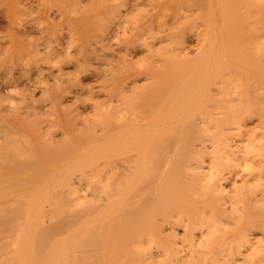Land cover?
I'll return each instance as SVG.
<instances>
[{
    "label": "bare ground",
    "instance_id": "6f19581e",
    "mask_svg": "<svg viewBox=\"0 0 264 264\" xmlns=\"http://www.w3.org/2000/svg\"><path fill=\"white\" fill-rule=\"evenodd\" d=\"M199 1L151 39L119 23L121 70L95 88L76 78L107 45L23 42L1 81L0 264H264V0ZM181 19L201 29L194 74ZM70 94L95 100L79 130Z\"/></svg>",
    "mask_w": 264,
    "mask_h": 264
},
{
    "label": "rangeland",
    "instance_id": "374dc122",
    "mask_svg": "<svg viewBox=\"0 0 264 264\" xmlns=\"http://www.w3.org/2000/svg\"><path fill=\"white\" fill-rule=\"evenodd\" d=\"M135 1L136 0H134V2ZM193 1L194 0H144V1L141 0L142 3L136 8V6H133L134 5L133 0L132 1L131 0H0V82L1 81L3 82L4 78L9 77V76H6V74L12 75L11 73L13 72L17 76L19 75L21 77L24 72L22 69H25L26 66L23 63H19V61L20 62L22 61L20 59L22 58V56H24L23 58H25V56L29 54L28 50L30 49V48H27L25 44L28 43L29 45V43L31 44L32 42H35V40H38V39L42 40L43 36H48L50 34V35H54V37L57 38L58 40H61L67 44L72 45V54H74L78 58L80 56L79 54H77L78 51L81 52L80 54L82 55V51L80 50L82 45L85 48H91L92 46L90 45L95 40L96 41L92 45H96V42H98L99 47L102 43L107 45L106 50H104L105 54H103L104 52L103 50L99 49V52H98L100 54L99 58H90L89 60L83 62L86 65L87 69L84 72L78 71L80 72L79 77L76 75L78 74L76 73L77 70L75 71L76 69L75 62L78 60V58L75 60L76 58L75 57L74 58L75 61L72 58V61L68 62V64L66 63L65 65V68L67 70H70L71 72L75 71L73 72L74 73L73 76L74 77L77 76L78 78L76 77L75 78L81 84H84L87 87L92 86L95 88L96 85L98 86L99 84H101V81L103 80L106 82L108 81L107 75H110V72L115 70V68L111 65L112 63H115L116 65H118V63L119 65L123 64V63H120L122 59L121 61L119 60L120 62L118 63L116 60H114V56H115L114 53H116L115 59L117 58L120 59L119 56L117 57L118 55L116 51L117 49H114V48L118 46L122 47L127 39V37H125V35L127 36V34L124 31L122 33V31L119 32L120 30L118 31L115 29V28L118 29L119 23L120 24L122 23L124 25L127 24V26L137 25L139 26L137 36H145L151 39V32H155L156 30L158 31L159 29H157V27L158 26L160 27V24L163 25L165 22L172 23L175 20V17L177 15L179 14L182 15L180 12L185 11L186 5H188L189 3H192L191 5L193 7L195 3L197 4L200 2L198 0L199 2L195 1V3L193 4ZM131 2L133 3L132 4L133 8H130ZM186 8H188V6ZM194 8H196V5L194 6ZM7 12H9V16H7L8 15ZM182 20L184 19H181L180 21ZM177 24H181L182 26V29L177 28V30H181V32L185 33L186 46L188 48L187 50H189L188 56H189L190 62L192 63V70L188 63H184L185 64L184 69L188 72H190L191 70V73L194 74L193 70H195L198 67L197 44H198L199 36H200V35L198 36V33L200 32L201 29L199 28L197 23H193V25L188 26L185 20L182 21L181 23H179V20H178ZM154 25L156 28L153 27ZM20 28L22 29L20 30ZM111 28H114V30ZM18 30L19 32L23 31L22 33H19L20 38L17 32ZM106 30L108 32H106ZM110 30H113L112 31L113 34L110 32ZM13 31L18 34V38L20 39L19 41H17V39L13 41L14 40L13 35L10 34V33H13ZM101 31L109 33V35L110 34L111 35L109 36L108 34L105 33V35H108V36H105L103 35L104 34L103 33L102 36H100ZM118 33H121V34H118ZM9 34L12 35V39ZM98 34L100 37L98 36ZM7 37H9L10 39H8ZM102 37L104 39H102ZM96 38H99L103 42L100 40H99L100 42L97 41ZM24 41H27V42H25L24 44L23 43ZM138 41L140 42L139 39ZM158 41L161 43L163 39L157 40V44L159 43ZM88 42H91V43H88ZM163 43L165 42H162V44ZM80 45L81 47L79 48L78 46ZM76 50L78 51L76 52ZM137 51L136 53L135 52L132 53V54H135L136 56L130 54L131 55L130 57L136 58L135 59L136 61L140 60L139 63L145 64L146 66L149 65L150 62L155 61L156 58L158 57V55L154 54L151 59L150 56L147 57L148 54L147 53L145 54L143 52L144 51L143 49H139ZM64 55H67V54H64ZM63 57L65 58V56ZM68 57L66 56V58ZM71 57H74V56H71ZM80 57H83V55ZM104 58L106 59V61ZM79 59H83V58H79ZM178 59L181 60L180 57H178ZM110 60L112 61V63L110 62ZM162 62H159V63H162ZM154 63H158V62H154ZM180 64L182 63L179 62V65ZM110 65L112 66V68ZM116 65L114 66L116 67ZM17 66L21 68H18ZM10 67H14V68L16 67V68L14 69ZM120 67L121 66H119V70H121ZM106 68H110V69H106ZM11 69H13L12 72H11ZM105 69L109 71V72L106 71L107 74H105L106 73ZM116 70L112 73H115V72L119 73V71H116ZM21 71H22V74L20 73ZM54 71L56 72V69H54ZM15 74H13V76L17 77L15 76ZM192 74L188 75L186 79L188 80ZM79 78L81 79V81ZM109 78L111 77L109 76ZM109 81L107 83H109ZM2 82L0 83V85L2 84L0 87H2L3 91L0 90L1 92L0 95L5 94V89H3L5 87ZM252 84L255 85V82L253 80L250 81V87L252 86ZM22 85L25 86L26 84H22ZM251 91L253 90L251 89ZM98 96H99L98 94L94 95V98L97 99L96 101H98V98H100L102 95H100V97ZM103 96L101 99H99V101L106 98V97L103 98ZM38 97H41V95ZM84 97H86L87 99L84 100L82 97L77 99V97L70 94L68 97L66 96V98H64L65 100L62 101L61 103L62 106L60 105V108H62L61 111L63 112L66 110H67L66 112L69 111V113L72 110L73 112H76L77 110L81 111L82 117L78 119V114L76 115V117H72V123L76 126L75 129L77 130H79L78 128L83 127L85 122L92 123L96 117V116H93V114L95 115V113H93L95 112V109L93 107L95 100H93L92 98H88L89 96L87 97V95L86 96L84 95ZM43 99L41 98V100ZM91 99L93 101H91ZM85 101L89 103L85 105L86 104ZM108 101L109 100L105 102H108ZM104 107L106 108V106ZM59 118L60 117L58 116L57 119ZM59 125L57 126V128L59 127L58 130H56L57 128L54 127L55 131L53 130V132H56V134H53V132L52 134L60 137L59 139H62L63 138L62 136L64 135L62 133L63 131L66 130L65 127L67 126V124L61 123ZM75 126L72 125V129ZM62 127L64 128L63 131L61 129ZM47 133L49 132L47 131ZM49 134H51V132ZM76 134H78V131ZM53 137L55 138V136ZM56 139L58 138L56 137ZM63 141L64 140H62V142ZM65 143L66 142H64V144Z\"/></svg>",
    "mask_w": 264,
    "mask_h": 264
}]
</instances>
